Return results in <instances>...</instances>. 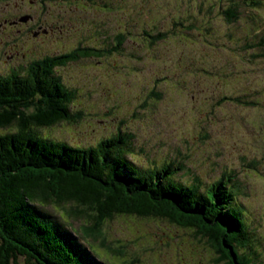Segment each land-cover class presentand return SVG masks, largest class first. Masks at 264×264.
<instances>
[{
    "label": "rangeland",
    "instance_id": "374dc122",
    "mask_svg": "<svg viewBox=\"0 0 264 264\" xmlns=\"http://www.w3.org/2000/svg\"><path fill=\"white\" fill-rule=\"evenodd\" d=\"M260 1L82 0L78 8L79 1L72 0L60 19L64 28L79 19L75 29L86 41L64 35L54 47H37L43 56L93 53L56 69L76 94L70 106L73 121L44 128L43 136L87 147L121 131L132 136L127 158L137 168L153 172L171 163L180 167L176 183L200 181L202 193L230 176L234 204L244 213L247 237L257 251L254 264H264V49L255 47L256 35L264 32ZM111 2L114 9L107 8ZM232 7L238 11L233 23L224 14ZM127 14L134 17V35L121 32L130 28ZM99 27L115 34L117 47L96 40L104 35L101 30L95 34ZM66 208L71 210L51 206L47 211L63 222ZM86 223L75 214L63 225L71 229V224ZM102 230L116 250L107 252L102 238L95 240V262L219 264L206 240L166 220L118 216Z\"/></svg>",
    "mask_w": 264,
    "mask_h": 264
},
{
    "label": "trees",
    "instance_id": "16d2710c",
    "mask_svg": "<svg viewBox=\"0 0 264 264\" xmlns=\"http://www.w3.org/2000/svg\"><path fill=\"white\" fill-rule=\"evenodd\" d=\"M224 14L231 23L238 18L235 7ZM256 37L255 47L264 49V32ZM92 54L77 50L38 61L26 76H0V131L14 128L0 133V264H106L92 258L99 256L94 241L102 238L107 252L116 250L102 229L118 216L166 220L206 240L219 255L217 263L254 264L257 251L234 204L230 176L202 193L200 181L176 183L180 167L171 163L153 172L137 168L127 158L132 136L121 131L87 147L43 136L42 129L73 121L76 94L56 69ZM51 206L71 210L61 222L47 211ZM75 214L87 223L68 229L63 224ZM78 236L89 244L81 245Z\"/></svg>",
    "mask_w": 264,
    "mask_h": 264
},
{
    "label": "flooded vegetation",
    "instance_id": "af4514ba",
    "mask_svg": "<svg viewBox=\"0 0 264 264\" xmlns=\"http://www.w3.org/2000/svg\"><path fill=\"white\" fill-rule=\"evenodd\" d=\"M76 1H79L77 7L81 8L82 0ZM71 2L72 0H0V76L23 77L38 61L61 56H54L52 53L43 56L37 51V47H54V43H62L64 35L73 42H84L83 37L86 41L87 36H83L79 29H75V26H80L79 19L68 23L67 28H64L63 20L60 19L61 10L68 7ZM107 8L114 9L112 2ZM127 18H130V28L121 32L134 35V17L127 14ZM100 30L103 31V27L96 29L95 34L99 35ZM146 33L143 31L144 36ZM114 35L104 32V35L97 37L96 40L107 47H117ZM119 39L123 40L122 37Z\"/></svg>",
    "mask_w": 264,
    "mask_h": 264
}]
</instances>
